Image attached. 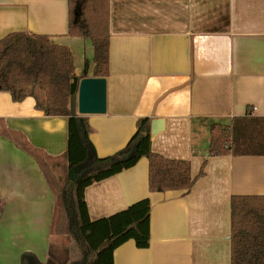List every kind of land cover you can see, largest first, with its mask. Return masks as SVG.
Listing matches in <instances>:
<instances>
[{
    "label": "crops",
    "instance_id": "crops-1",
    "mask_svg": "<svg viewBox=\"0 0 264 264\" xmlns=\"http://www.w3.org/2000/svg\"><path fill=\"white\" fill-rule=\"evenodd\" d=\"M67 0H0V39L13 32L49 36L67 46L76 76L93 77V48L67 34ZM106 112L86 115L96 155L125 147L142 117L162 118L151 148L190 162L191 190L150 192L148 160L84 189L91 220L150 201L147 248L133 240L113 264H230V200L264 194V156L209 154L212 123L264 117V0H109ZM44 100L40 90L35 91ZM32 96L0 92V121L35 148H67V118L47 116ZM54 196L34 158L0 135V264L32 253L68 263L66 236L51 235ZM55 263V264H56Z\"/></svg>",
    "mask_w": 264,
    "mask_h": 264
},
{
    "label": "trees",
    "instance_id": "trees-1",
    "mask_svg": "<svg viewBox=\"0 0 264 264\" xmlns=\"http://www.w3.org/2000/svg\"><path fill=\"white\" fill-rule=\"evenodd\" d=\"M67 34L86 37L93 48L92 76L109 74V0H67ZM80 19L77 21L76 14ZM80 78L74 70L71 50L51 41L49 36L13 32L0 39V92L9 93L14 102L35 98L36 109L47 116L67 118V148L58 156L45 154L25 137L0 121V135L12 140L38 164L54 196L51 235L68 238L67 264H113V252L133 240L147 248L150 240V201L138 200L123 210L91 220L84 189L134 166L142 157L148 160L150 192H189L195 180L190 162L171 159L151 148L150 118L136 121V129L124 148L99 157L89 139L92 132L85 115L71 116L70 97L77 92ZM44 94L36 98L35 91ZM210 156H264V117H233L229 124L212 123L209 129ZM51 168L59 170L54 175ZM59 167V168H58ZM27 264H52L24 253ZM230 264H264V194L233 195L230 200Z\"/></svg>",
    "mask_w": 264,
    "mask_h": 264
},
{
    "label": "water",
    "instance_id": "water-1",
    "mask_svg": "<svg viewBox=\"0 0 264 264\" xmlns=\"http://www.w3.org/2000/svg\"><path fill=\"white\" fill-rule=\"evenodd\" d=\"M80 19L79 12L76 14ZM106 112V78L83 77L79 80L77 92L70 97L69 113L75 115L104 114ZM164 129L162 118H152L149 134L151 138ZM22 264H27L24 259Z\"/></svg>",
    "mask_w": 264,
    "mask_h": 264
},
{
    "label": "rangeland",
    "instance_id": "rangeland-1",
    "mask_svg": "<svg viewBox=\"0 0 264 264\" xmlns=\"http://www.w3.org/2000/svg\"><path fill=\"white\" fill-rule=\"evenodd\" d=\"M51 164H52V163H50L49 161H47V165L49 166L50 171H52V173H53L54 175H60V174H61L60 171H59L60 169L57 170V171H56V170L53 171V169L51 168ZM58 168H59V167H58ZM61 236H63V235H61ZM66 239L68 240L67 237H66ZM23 260H24V259H23ZM23 260H22V261H23ZM50 262H51L52 264H55V263H56V262L54 263L53 261H50ZM56 264H57V263H56Z\"/></svg>",
    "mask_w": 264,
    "mask_h": 264
}]
</instances>
